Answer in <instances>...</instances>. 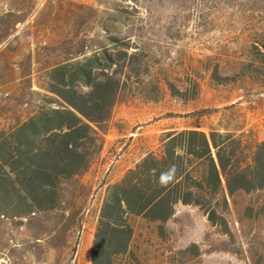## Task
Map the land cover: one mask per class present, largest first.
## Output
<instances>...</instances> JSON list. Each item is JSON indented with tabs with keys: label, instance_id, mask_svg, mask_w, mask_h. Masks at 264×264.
Here are the masks:
<instances>
[{
	"label": "rangeland",
	"instance_id": "obj_1",
	"mask_svg": "<svg viewBox=\"0 0 264 264\" xmlns=\"http://www.w3.org/2000/svg\"><path fill=\"white\" fill-rule=\"evenodd\" d=\"M124 51L135 56L88 169L60 183L53 208L0 217V264H78L108 187L169 132L264 141V0H0V130L56 107L55 66L93 53L121 64ZM225 200L215 223L181 203L164 224L129 217L117 262L264 264V189Z\"/></svg>",
	"mask_w": 264,
	"mask_h": 264
},
{
	"label": "trees",
	"instance_id": "obj_2",
	"mask_svg": "<svg viewBox=\"0 0 264 264\" xmlns=\"http://www.w3.org/2000/svg\"><path fill=\"white\" fill-rule=\"evenodd\" d=\"M121 55V64L93 53L55 66L50 74L59 88L49 92L56 107L40 109L25 122L0 130V217L53 208L60 183L88 169L98 131L110 117L122 76L135 56L127 51ZM148 67L142 64V71ZM153 89L159 91L158 83ZM259 189H264V141L251 145L242 136L213 129L205 133L198 125L169 132L159 153H147L106 190L91 264H121L117 259L127 253L133 235L131 216L164 224L181 203L200 208L215 223L218 197L225 202L226 194Z\"/></svg>",
	"mask_w": 264,
	"mask_h": 264
},
{
	"label": "crops",
	"instance_id": "obj_3",
	"mask_svg": "<svg viewBox=\"0 0 264 264\" xmlns=\"http://www.w3.org/2000/svg\"><path fill=\"white\" fill-rule=\"evenodd\" d=\"M142 154V156H140L135 162L134 164L138 163L145 155ZM131 168V166L127 167V169ZM92 244V242H91ZM90 250H91V245L86 249V252L80 257V260L78 262V264H91V259H90Z\"/></svg>",
	"mask_w": 264,
	"mask_h": 264
}]
</instances>
